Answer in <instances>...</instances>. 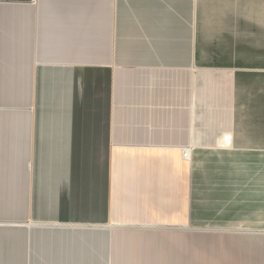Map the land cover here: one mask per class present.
Segmentation results:
<instances>
[{
    "label": "crops",
    "instance_id": "0c3cea01",
    "mask_svg": "<svg viewBox=\"0 0 264 264\" xmlns=\"http://www.w3.org/2000/svg\"><path fill=\"white\" fill-rule=\"evenodd\" d=\"M0 264H264V0L0 2Z\"/></svg>",
    "mask_w": 264,
    "mask_h": 264
},
{
    "label": "water",
    "instance_id": "95a60500",
    "mask_svg": "<svg viewBox=\"0 0 264 264\" xmlns=\"http://www.w3.org/2000/svg\"><path fill=\"white\" fill-rule=\"evenodd\" d=\"M2 3H14V2H21V0H0Z\"/></svg>",
    "mask_w": 264,
    "mask_h": 264
},
{
    "label": "rangeland",
    "instance_id": "374dc122",
    "mask_svg": "<svg viewBox=\"0 0 264 264\" xmlns=\"http://www.w3.org/2000/svg\"><path fill=\"white\" fill-rule=\"evenodd\" d=\"M21 1L26 2V1H31V0H21Z\"/></svg>",
    "mask_w": 264,
    "mask_h": 264
}]
</instances>
